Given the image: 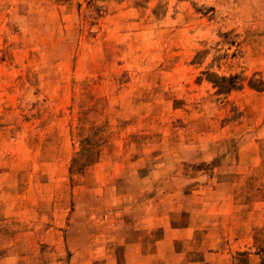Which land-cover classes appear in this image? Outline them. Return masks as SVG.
<instances>
[{
    "label": "rangeland",
    "instance_id": "1",
    "mask_svg": "<svg viewBox=\"0 0 264 264\" xmlns=\"http://www.w3.org/2000/svg\"><path fill=\"white\" fill-rule=\"evenodd\" d=\"M0 264H264V0H0Z\"/></svg>",
    "mask_w": 264,
    "mask_h": 264
}]
</instances>
